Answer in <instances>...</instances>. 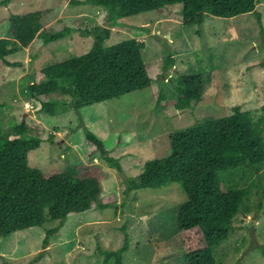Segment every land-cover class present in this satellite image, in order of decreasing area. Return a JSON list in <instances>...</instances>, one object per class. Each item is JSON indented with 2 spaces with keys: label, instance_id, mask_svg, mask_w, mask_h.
Segmentation results:
<instances>
[{
  "label": "rangeland",
  "instance_id": "rangeland-1",
  "mask_svg": "<svg viewBox=\"0 0 264 264\" xmlns=\"http://www.w3.org/2000/svg\"><path fill=\"white\" fill-rule=\"evenodd\" d=\"M36 9H51L45 22L50 31L72 29L48 44L36 37L29 47L7 56L15 64L0 60V149L14 127L25 123L28 134L42 137L40 146L29 152L30 165L42 171L58 167L65 178L79 182L85 164L97 163L105 171L102 197L114 194L115 202L73 212L61 226L49 218L41 226L0 237V264H116L114 258L107 262V252L100 250H117L126 234L124 264H185L177 215L187 192L173 182L127 193L125 176L138 175L148 159L168 155L173 131L229 115L236 105L250 112L264 138V0H257L253 11L232 17L205 11L200 24H184L181 3L118 18L106 45L143 39L147 62L158 71L171 54L174 67L164 80L155 78L151 87L79 110L72 96L64 95L66 102L53 115L41 109V101L27 97L26 86L37 81L48 64L90 50L94 37L86 30L110 22L107 11L89 0H9L0 3V38L12 37L10 15ZM198 73L204 78L201 99L183 102L180 78ZM160 94L165 97L158 105ZM88 130L113 149L123 171L100 157L87 158ZM52 133L54 141L48 139ZM226 177L232 185L251 188L250 208L237 214L215 258L224 264H264V162ZM56 226L60 229L45 246L47 230Z\"/></svg>",
  "mask_w": 264,
  "mask_h": 264
},
{
  "label": "trees",
  "instance_id": "trees-1",
  "mask_svg": "<svg viewBox=\"0 0 264 264\" xmlns=\"http://www.w3.org/2000/svg\"><path fill=\"white\" fill-rule=\"evenodd\" d=\"M9 0H2L6 3ZM79 2V1H78ZM107 11L110 25L87 29L94 37L90 50L68 59L54 62L39 71V79L29 83L25 93L33 101H41V109L51 115L58 105L71 95L77 110L99 102L121 98L123 95L151 87L155 78L164 80L175 59L169 54L163 68L144 59L145 40L136 37L106 45L112 26L118 18L182 4L184 24H200L205 11L215 16L232 17L253 11L257 0H89ZM51 9H36L10 15L12 37L0 38V60H8L11 53L29 47L36 37L45 44L63 38L71 27L57 31L45 28ZM260 17V15H259ZM155 75V76H154ZM204 78L201 73L180 78L182 101L200 100ZM60 94L56 99L44 96ZM165 95L158 96V105ZM249 111L236 105L225 116L211 117L194 126L170 134L168 155L148 159L136 176H125L127 193L139 188H162L178 182L188 199L178 210L177 222L185 264H224L215 258L216 247L225 242L234 228V219L241 211H249L251 188L238 187L229 182L228 173L240 168H254L264 162V138ZM260 126V124H259ZM15 133L6 138L0 149V237L57 219L60 226L69 214L82 212L94 205L113 206L114 194L102 197L105 171L97 163L85 164V177L79 182L64 176L60 168L42 171L30 165L29 152L40 146V134L30 135L25 123L14 127ZM1 131V126H0ZM54 133L48 139L54 141ZM86 156L102 158L111 167L123 171L119 158L94 131L86 132ZM126 227H124L125 229ZM59 226L47 230L44 245ZM129 236L123 245L107 252L105 260L115 259L124 264ZM264 254V246L261 248ZM5 264H7L5 262Z\"/></svg>",
  "mask_w": 264,
  "mask_h": 264
}]
</instances>
